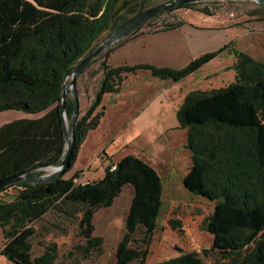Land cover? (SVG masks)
Listing matches in <instances>:
<instances>
[{
    "label": "trees",
    "instance_id": "obj_1",
    "mask_svg": "<svg viewBox=\"0 0 264 264\" xmlns=\"http://www.w3.org/2000/svg\"><path fill=\"white\" fill-rule=\"evenodd\" d=\"M146 1L0 0V111L42 113L0 128V181L62 159L66 141L59 103L65 78L99 45L104 34L113 33L127 20V14L140 12ZM199 1L189 0L165 12L193 9ZM194 10L212 14L208 7ZM165 12L139 24L119 42ZM182 24L164 23L162 28ZM226 48L224 45L202 54L180 69L145 63L110 66L106 59L111 48L100 53L86 66L104 54L97 90L71 132L70 166L65 172L88 131L98 126L104 114L103 95L118 93L127 73L145 69L153 76L177 82ZM232 53L233 81L210 90L188 92L175 112L178 128L186 130L185 148L191 160L182 182L189 192L214 202L205 230L213 235V249L222 255L225 264H264V225L250 223L253 217L264 218V63L242 51ZM72 112L73 96L66 93L69 120ZM110 165L101 177L86 182L76 180L82 173L79 170L67 178L60 175L41 182L27 179L1 188L0 195L13 191L11 200H0V229L5 240L1 256L10 264H54L55 244L32 255L29 238L33 230L29 224L60 202L79 206L82 251H99L102 239L93 234L94 213L111 206L129 186L132 194L113 264H146L162 204L161 177L150 164L131 154L115 162L114 170L109 169ZM39 174L32 171L28 177ZM153 264L205 263L197 253L183 252Z\"/></svg>",
    "mask_w": 264,
    "mask_h": 264
},
{
    "label": "rangeland",
    "instance_id": "obj_2",
    "mask_svg": "<svg viewBox=\"0 0 264 264\" xmlns=\"http://www.w3.org/2000/svg\"><path fill=\"white\" fill-rule=\"evenodd\" d=\"M167 1L147 0L142 5L141 11ZM203 7H208L212 14L205 15L194 10ZM135 14L129 13L125 18L128 19ZM177 21H185L186 24L172 33L179 36L178 41L182 37L184 42L186 39V42L191 43L194 52L189 49L188 53L190 55L188 56L186 46L184 49L180 48L178 57L173 62H169L173 64L172 66L157 67L180 69L188 64L187 59L191 58L193 60L207 52L216 51L224 45H227V48L204 64L202 68L179 80L181 81L180 84L175 86L170 87L168 82L171 79L153 76L150 71L146 70H138L135 76L127 78L122 84L115 104L106 109L103 118L99 122L100 124L89 133L87 142L79 151L70 169L63 173L62 177L71 176L77 168L89 163L91 165L94 160L100 163V167L104 169L110 161H107L106 156L102 161H99L97 159L98 155L101 152L104 154L103 151L107 152V149L122 145L126 138H130L128 144L127 142L123 143L127 146L119 148L122 151L137 152L139 149L136 147L141 145V141L139 138L132 139L134 127L151 126L152 129H157L155 132L159 133L156 138L152 139L149 146L151 151L156 152V154L152 152L151 155L152 158L160 157V154H157L160 149V152H164L162 156L166 160L153 162L162 178V205L157 218L156 229L148 245L146 264L174 258L183 252L197 253L205 264H225L226 260L222 258L217 250L213 249V235L205 230L208 218L215 209L214 202L189 192L182 182L191 164L189 151L185 148L186 130L183 128H168L165 132H161L159 128L168 126L172 119L177 123L170 109L169 95H171V91L174 95L173 100H177L188 89L190 91L197 89L210 90L233 81L234 73L230 68L234 62L233 50L245 52L264 63V11L256 0H201L197 2L193 9L179 8L161 14L149 23H145L139 30L132 31L123 41L135 37L134 40H137L143 38L144 35L157 34L163 30L162 25L164 23ZM191 27L194 30L197 29L198 32L193 31ZM190 33L194 37L188 40L187 37ZM109 35L110 33L104 34L99 40V44ZM166 38L168 40L165 39V41H173L171 37ZM123 41L119 42L118 40L101 53L109 48L112 50ZM160 42H163V40ZM166 45L168 49L166 54L164 53L165 50H159H162L160 52L161 57L167 59L169 58V52H171V43ZM157 47L163 48L162 46ZM119 51L118 48L113 52L114 54L112 53L113 57H110L109 63H114L120 59ZM140 53V59L147 61L155 58V55L148 50ZM103 57L104 54L77 77L78 117L84 114L97 90L100 79L99 63ZM128 60L133 65L138 62L137 59L133 58ZM70 80L71 76L68 75L64 83L68 84ZM67 94H71L70 89L67 90ZM147 95H149L147 99H144ZM102 104H107L106 98ZM141 109H144V113L139 116L137 114H140ZM66 122L69 123V118ZM119 153L112 156V161L118 158ZM96 170H99L96 166L94 168L87 167V171H91L88 173L90 178H83L84 174L81 173L76 180L79 181L80 178L83 181L95 180L99 178V173ZM131 194V188L125 186L111 206L101 207L95 211L93 234L102 239L99 251L92 250L88 254L82 251L81 246L84 241L78 229V219L81 215V212L77 210L79 206L73 207L68 203L60 202L56 208L48 210L39 219L29 224V227L33 230L29 238L32 255H38L47 246L55 244L56 259L54 264H113L116 245L124 232V218ZM250 223L262 227L264 218L253 217L250 219ZM4 242L0 229V251ZM0 264L10 263L1 256ZM131 264L137 263L132 262Z\"/></svg>",
    "mask_w": 264,
    "mask_h": 264
},
{
    "label": "crops",
    "instance_id": "obj_3",
    "mask_svg": "<svg viewBox=\"0 0 264 264\" xmlns=\"http://www.w3.org/2000/svg\"><path fill=\"white\" fill-rule=\"evenodd\" d=\"M185 24H186V22L183 21V24L180 25V26H178V27H176V28L168 29V30H162L161 32H159L157 34L144 35L143 38H140V39H137V40H134L136 38L135 37L133 39H130V40H127V41H123V42L119 43L117 46H115L109 52V55H108V57L106 59V63L108 65H110V66H118V65H122V64L133 65L128 60L129 58H133V59H137V61H138L137 63H134V65L135 64H141V63L144 64L145 63V64H151V65H154V66L155 65L156 66H172L173 64H171L169 62L170 61L173 62L174 59L176 57H178V51H179L180 48L181 49H184V47L186 46V50H187L188 56L190 55L188 53L189 49H190L191 52H194V49L191 47V43L186 42V39H185V42H184V40H183L182 37L180 38V41H178V37L179 36L176 33L175 34L172 33V32H175L176 30H178L180 27H183ZM196 30L197 29H195V30L193 29V31L198 32ZM195 35H196V33H195ZM166 37H171L173 39V41L172 40L165 41V39H167ZM192 37H194V35L192 33H190V34H188V37L187 38H188V40H191ZM161 40H163V42H160ZM168 43H171V46H170V48H171L170 51L171 52H169L170 53L169 54V58L166 59L164 57H161V53L160 52L162 50H165L164 53L166 54V50H168L166 44H168ZM122 46H124V47L121 50ZM157 46H159V47L162 46L163 48H158ZM118 48L120 50L119 53H118L119 56H120V59L119 60H116L114 63H109L108 60L114 54L113 52L116 49H118ZM159 49H162V50H159ZM145 50L150 51L153 55H155L154 56L155 58L148 59L147 61L146 60H143V59H140V57H141V53L140 52L141 51H145ZM187 60L189 62L191 60V58L190 59H187ZM139 70H145V69H139ZM146 71H149V70H146ZM136 72L135 73H127L125 75L124 80L122 81V84L124 83V81L127 78H130V76H135L136 75ZM233 73H234V71H233ZM100 79H101V72H100ZM100 79H99V81H100ZM180 82L181 81L175 82V81H172L171 80L168 83H170V87H171L173 85L175 86L176 84L177 85L180 84ZM183 82H184V80H183ZM121 88H122V85H121L120 90H119L118 93H106V94L103 95L102 102H101V106L105 107L104 114H105V111H106V109L108 107H112L115 104L117 95L120 93ZM203 90H206V89H203ZM188 92H190V89L186 90L181 95V97H179L177 100H173L174 95H173V91H171V95H169V100H170L169 103L171 105L170 109H171V112L173 113V116H175V112H176L178 106L181 104L184 96ZM136 94H137V92H136ZM148 96L149 95L145 96L144 99H147ZM105 98L107 99V104L106 105H103L102 103L104 102V99ZM177 104H178V106H176ZM174 105H175L176 108L174 107ZM139 113L140 114H137V115L141 116L144 113V109H141V111ZM104 114H103V116H104ZM40 115H42V113H40V114H27V113H24V112L18 111V110H4V111H0V128L2 126L6 125V124H8L10 122H12V121L18 120V119H22V118H29V119H31V118H36V117H38ZM103 116L101 117V119L103 118ZM139 116H137V117H139ZM101 119H100V121H101ZM175 119H176V117H175ZM176 122H177V120H176ZM157 128H158V126H157ZM168 128L169 129L178 128V123H175V121L172 119L171 123L168 126H164L162 128H159V129H160L161 132L162 131L165 132ZM95 129H92V130H95ZM92 130H90L87 133V135L85 136L83 142L81 143V145H80V147L78 149V152H77V155L76 156H78L79 151L81 150V148L87 142V139L89 137V133L92 132ZM155 131H157V129H152L151 126H147V127H143V128H136V127H134L133 128V134H134V136H133L132 139H135V138H139L140 139L141 145L139 144L140 146H137L136 147L139 150H137V152H135V153L128 152V151H122V149H120V148L123 147V146L126 147L127 144H128V142H129L128 139H130V138H126L123 143L127 142V144H123L122 143V145H118L117 148L114 147L113 149L112 148L111 149H107V152L103 151L104 154H105V156L108 159L107 161H110V163H108L107 165L114 164L115 162H117L118 160H120L122 157L131 154V155L137 156V157L141 158L142 160L146 161L148 164H150L156 170L153 162L154 161H159V160L165 161L166 159H165L164 156H162V154L164 155V152L163 153L160 152V149L157 152V154L158 153L160 154V157H158L156 155L158 158H152V155L151 154H152L153 151H151V149L149 148V146H150V143H151L152 139L156 138L157 137V134L159 133V132H155ZM120 151H122V152L119 153ZM117 153H119L118 158L115 161H112V159H111L112 156L113 155H116ZM153 154H156V152H153ZM95 166H96V168H99V170H96V172L99 173V177H101L103 175L104 169L102 167H100V163H98L96 160L92 161V164L91 165L89 163V164H86L85 166H80L74 172L79 171V170H82V173L84 174L82 177L85 178V179L86 178H90L89 175H88V173H90L91 171L90 172L87 171V167L94 168ZM189 167H188V169H189ZM38 172H42L43 173V171H38ZM159 176H160V174H159ZM161 180H162V178H161ZM79 182H86V180L83 181L82 178H80ZM162 185H163V183H162ZM12 194H13L12 189H9L5 193H3V194L0 195V200H3V201L11 200L12 197H13Z\"/></svg>",
    "mask_w": 264,
    "mask_h": 264
},
{
    "label": "water",
    "instance_id": "obj_4",
    "mask_svg": "<svg viewBox=\"0 0 264 264\" xmlns=\"http://www.w3.org/2000/svg\"><path fill=\"white\" fill-rule=\"evenodd\" d=\"M259 4L264 6V0H256ZM189 2V0H173L170 2L162 3L152 8L140 11L135 15L128 18L125 22L119 25L113 33H111L102 43H100L92 52L86 55L83 59H81L72 72L70 73L71 80L68 84L63 85L61 99L59 103V110L61 114L62 120V128L66 141L65 152L62 159L58 162H54L51 164L38 165L27 171L23 175H18L15 177H11L5 180L0 181V189L6 187L12 183L21 181V180H33V181H48L52 180L63 173H65L66 169L70 166V155L72 151V137L71 132L74 127V124L78 118L79 114V103L76 92V80L77 77L82 73V71L86 68V66L95 59L102 51L108 48L113 43L117 42L121 38H123L130 30L137 27L139 24L144 21L150 19L151 17L165 12L169 9L175 8L183 3ZM70 89L73 96V112L69 123L67 124V115L65 113V98L67 90ZM32 171H43L44 173L39 174L37 176L28 177V174Z\"/></svg>",
    "mask_w": 264,
    "mask_h": 264
},
{
    "label": "built area",
    "instance_id": "obj_5",
    "mask_svg": "<svg viewBox=\"0 0 264 264\" xmlns=\"http://www.w3.org/2000/svg\"><path fill=\"white\" fill-rule=\"evenodd\" d=\"M104 156H105L104 154L100 153V154L98 155L97 159H98L99 161H102V160L104 159ZM109 169H110V170H114V169H115V165H114V164L110 165V166H109ZM0 258H1V253H0Z\"/></svg>",
    "mask_w": 264,
    "mask_h": 264
}]
</instances>
